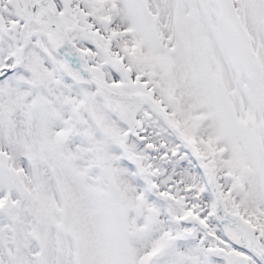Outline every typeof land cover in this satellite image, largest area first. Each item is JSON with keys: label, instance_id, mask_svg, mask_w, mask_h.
<instances>
[{"label": "snow or ice", "instance_id": "1", "mask_svg": "<svg viewBox=\"0 0 264 264\" xmlns=\"http://www.w3.org/2000/svg\"><path fill=\"white\" fill-rule=\"evenodd\" d=\"M0 264H264V0H0Z\"/></svg>", "mask_w": 264, "mask_h": 264}]
</instances>
